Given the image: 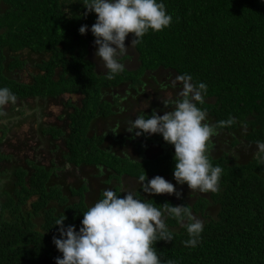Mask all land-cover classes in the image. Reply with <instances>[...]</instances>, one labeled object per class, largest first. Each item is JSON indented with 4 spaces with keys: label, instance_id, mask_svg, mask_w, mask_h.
<instances>
[{
    "label": "trees",
    "instance_id": "obj_1",
    "mask_svg": "<svg viewBox=\"0 0 264 264\" xmlns=\"http://www.w3.org/2000/svg\"><path fill=\"white\" fill-rule=\"evenodd\" d=\"M83 2L0 0V87L17 96L0 116V143L27 123L39 145L50 144L46 152L51 155L46 164L44 158L24 155L0 169V264H55L54 258L62 255L52 243L59 236L56 220L64 215V224L79 230L83 213L105 189L119 194L122 183L130 180L136 185L130 191L146 202L158 208L187 204L204 222L200 242L190 248L182 243L189 239L186 229L166 217L173 239L156 242L162 260L264 264V162L256 155L257 142H264V0H163L172 23L159 32L149 30L135 46L139 68H124L112 79L95 70L88 58V42L94 37L78 30L92 25L96 15L84 16ZM29 61L33 72L25 82L15 72ZM162 70L173 82L188 74L194 83H205L204 103L197 106L207 112L206 122L217 126L216 134L229 133L233 146L242 141L247 147L241 162L209 153L213 166L223 169L219 192L179 201L138 191L141 175L173 176L174 151L143 159L127 152L133 135L126 127L138 116H131L138 102L132 98L142 92L147 73ZM75 95L80 99L73 101ZM28 101V110L18 109ZM153 102L160 106L158 99ZM51 103L65 108V117L58 116L62 123L44 121ZM229 118L233 124L219 125ZM116 130L128 145L110 151L109 136ZM139 138L136 155L162 147L160 139ZM12 156L0 151V163ZM29 201L31 208L26 207Z\"/></svg>",
    "mask_w": 264,
    "mask_h": 264
},
{
    "label": "clouds",
    "instance_id": "obj_2",
    "mask_svg": "<svg viewBox=\"0 0 264 264\" xmlns=\"http://www.w3.org/2000/svg\"><path fill=\"white\" fill-rule=\"evenodd\" d=\"M83 7V15L94 13L96 20L90 29L82 25L78 31L81 35L92 33L94 55L109 79L124 71L121 57L129 47L140 44L149 30L159 32L169 27L173 19L163 0H84ZM177 83L181 85L179 98L163 102L165 108L172 106L171 111L138 115L128 121L126 130L136 137L159 134L173 146L176 184H187L191 194L219 192L223 169L213 166L209 157L210 140L217 126L206 122L207 112L197 106L204 103L207 85L194 83L188 74L176 76L173 86ZM16 101L11 89L0 87V116L6 115V105ZM233 123L234 118H229L219 125ZM257 149V157L264 162V142L258 141ZM139 183L138 191L147 196L174 194L182 198L175 185L159 175L151 179L141 175ZM120 193L105 189L102 198L83 213L79 230L75 225H65L64 215L56 220L59 236H53L52 243L62 255L54 258L55 264H176L162 260L155 247L158 241L173 239L166 217L174 218L186 229L189 239L182 242L185 247H197L204 222L187 204L164 203L158 208L133 191L122 189Z\"/></svg>",
    "mask_w": 264,
    "mask_h": 264
},
{
    "label": "rangeland",
    "instance_id": "obj_3",
    "mask_svg": "<svg viewBox=\"0 0 264 264\" xmlns=\"http://www.w3.org/2000/svg\"><path fill=\"white\" fill-rule=\"evenodd\" d=\"M88 34L89 33L86 32L85 36ZM23 56H25V55H23ZM126 59H128V56L126 57ZM29 62L22 69H18L15 72L17 74V76L20 77L25 82L30 80L31 75H32L31 73L33 72V66L31 65V61H29ZM163 76L164 75H162V76L160 75V77L156 78L155 74L147 73V77H145V79H146L145 85L143 87L139 88L142 92L140 93V95H135L132 98L134 100H137L138 102L135 103L134 108L131 110V112H130L131 116L132 115H140L141 114L140 111L147 112V110H149L150 108H152L153 110H157L158 114L162 115L163 112L165 111L164 110L165 107L163 105V102L175 100V99L179 98L178 93L181 89V85L179 83H177L174 87L173 81H171V79L169 77V79H167V83L169 84V86H162L160 84H162L161 81L163 80ZM154 78L157 79L158 82ZM158 85H160V86H158ZM115 91H116V89H115ZM174 95H175V97H174ZM66 97L68 98L69 95H66ZM72 98H73L72 99L73 101H77L80 99V96L75 95V96H72ZM154 99H158V102L160 103V106H162V107H160V106L158 107L157 105H153ZM7 106L8 105H6L5 107L7 108ZM156 106L158 109L156 108ZM28 108H29V101L23 103L21 106L18 107V109H22L23 111L28 110ZM159 108H161L162 110H160ZM166 109H168V111H171L172 106L169 105ZM46 111H47V114L44 116V121H52L55 124L62 123V120L59 119L58 116L61 115V116L65 117V113H66V110L62 105L55 104V103H51L49 105V107L46 109ZM27 113H24V114H27ZM30 129H31V127L27 123H25L21 127H17L15 129H13L10 132V134L12 135L11 137H6L3 139V141L0 143V151L3 154H6V155L11 154L13 156H12V159L6 163L2 161L0 163V169H2L3 167L4 168L9 167L11 162L15 163L18 159H21L24 155H28L30 159L32 158L33 155H36L37 157H40V158H44L43 161H41L44 164H46L49 161V158L51 157V155L48 152H46V150H47V148H50L49 147L50 144H47V142H44L43 145L42 144L39 145V141L37 139L36 134L34 133L33 130H30ZM99 129H100V127H99ZM118 130H116V131H118ZM95 131H97V128ZM116 131L111 132L113 134L112 137L117 135ZM96 133H98V132H96ZM119 134H120V132H119ZM131 134L134 136V138L136 137L134 135V133H131ZM145 136H148L152 140L153 143H155L157 141V139H160L164 149H172L173 148V146L166 143L163 140L162 136L159 134H152V135L143 134L142 135V137H145ZM137 138H139V137H137ZM114 139L117 140L118 142L120 141L119 138L114 137ZM107 141H108V139H107ZM135 141H137V140H135ZM232 141H233V138L231 137V135L229 133H227L226 135L224 133L214 135L210 140L209 153H213V156L216 155V153H218V154L225 153V154H227L229 159H231L233 162H241L243 160V158L246 157V154L248 153V152L245 153L247 150V147H245V145L243 144L242 141L240 143H238L237 145L233 146ZM120 143L121 142L117 143L116 145H119ZM155 146H156V144H155ZM116 147L117 146H115V144L111 145V143H110L108 149L110 151H112V150L116 149ZM121 147H123V145ZM121 147L120 148L117 147V148L121 149ZM34 149H35V153H34ZM161 149H162L161 147H159L158 149L153 148L152 150L147 152V157L149 158V157L155 155V153L157 151L160 152ZM210 149H213V150L210 151ZM127 152H128V154L131 155V157H134V158L139 157V155L138 154L136 155V152L133 150L130 151V149H129ZM117 153L121 154L120 152H117ZM119 156L124 157V158L127 157L125 154H123V155L121 154ZM23 162L24 161H20L19 164L21 163L23 165ZM92 171H93V173L97 174L100 171V169L91 168V172ZM83 178H84V176H83ZM167 181L173 183L175 180H174L173 176H170L167 179ZM122 184H123L122 188L124 187L123 190H125V191H130L131 189H134V187H133V185H131L132 183L130 181L122 183ZM175 187H176V190L183 193L186 196V199H188V200L193 199L197 195L196 193L191 194V190L188 188L187 184L179 185V184H176V181H175ZM193 194H195V195H193ZM167 195H169V194H167ZM169 197H171L172 199L176 198V196L174 194L169 195ZM34 198L35 197H32L31 201H33ZM178 200L180 201V199H178ZM31 201L28 202V204L26 206L27 208H31L30 207Z\"/></svg>",
    "mask_w": 264,
    "mask_h": 264
},
{
    "label": "flooded vegetation",
    "instance_id": "obj_4",
    "mask_svg": "<svg viewBox=\"0 0 264 264\" xmlns=\"http://www.w3.org/2000/svg\"><path fill=\"white\" fill-rule=\"evenodd\" d=\"M95 23V22H94ZM93 23V24H94ZM92 24V25H93ZM92 25H90V26H88L89 27V29L91 28V26ZM89 34L88 35H86V37H89V35L90 34H92L90 31H87ZM129 38H131V34H129ZM94 39L93 40H90L89 42H88V58L90 59V61L94 64V68H95V70H97V71H100V72H103V70L100 68V63H99V60H98V58H96L95 57V55H94V53H95V45H94ZM128 42V39H126V43ZM128 56V59H126V57ZM138 57H139V54H138V52H137V50L135 49V47H129V50H128V53L125 55V56H123V57H121V62L124 64V68H126V69H138L139 68V65H140V62H139V59H138ZM126 59V60H125ZM149 73H153V74H155V76H156V78L157 77H160V75L162 76V75H164L163 76V80L161 81V83H162V85H164V86H167V85H169L168 83H167V79H169V77H170V74L166 71L165 72V70H162V71H159V73H156V72H149ZM125 97V96H124ZM152 109V108H151ZM153 110V109H152ZM129 135H131L130 133H129ZM129 135L127 136V137H129ZM110 138H111V145H113V144H115V146H117V147H121L122 145H123V147L125 148V147H127V145L128 144H130V146L132 147V150L134 151L135 149H134V147H135V145H136V143H137V141H138V139L139 138H137V137H133V136H130V138H128V139H130V141H128L126 144H123L122 142V139L124 138V136L123 135H121V133L120 134H117V135H115L114 137H116V138H119L120 139V141L119 142H121L122 144H119V145H116L117 143H119L117 140H115L114 139V137H112V135L111 136H109ZM135 140H137V141H135ZM108 145H110V144H108ZM116 147V149H118ZM123 147H121V148H123ZM156 149H158V147H155ZM162 149H161V151H163V152H165V151H168V150H172V151H174V148H172V149H164L163 148V145H162V147H161ZM153 149V148H152ZM151 149V150H152ZM211 150H213V149H211ZM148 152V151H147ZM156 153H159L158 151L156 152ZM174 153V152H173ZM213 154V153H212ZM216 155H219L218 153H216ZM215 156V155H214ZM143 157H147V153H141L140 154V156L137 158V159H143ZM170 176H164L163 178H165L166 180L169 178ZM130 182L132 183L131 185H133V187H134V189L136 188V185L133 183V181H131L130 180ZM173 184L175 185V181L173 182ZM131 190H133V189H131ZM197 195L195 196V197H201V196H203V193H196ZM193 195H195V194H193ZM168 197H169V195H168ZM182 197H185L186 198V196L182 193Z\"/></svg>",
    "mask_w": 264,
    "mask_h": 264
}]
</instances>
